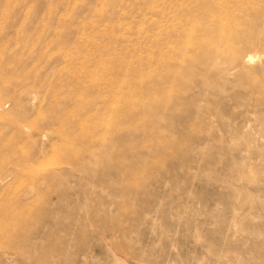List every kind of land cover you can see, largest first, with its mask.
<instances>
[{"label": "rangeland", "instance_id": "obj_1", "mask_svg": "<svg viewBox=\"0 0 264 264\" xmlns=\"http://www.w3.org/2000/svg\"><path fill=\"white\" fill-rule=\"evenodd\" d=\"M0 264H264V0H0Z\"/></svg>", "mask_w": 264, "mask_h": 264}, {"label": "bare ground", "instance_id": "obj_2", "mask_svg": "<svg viewBox=\"0 0 264 264\" xmlns=\"http://www.w3.org/2000/svg\"><path fill=\"white\" fill-rule=\"evenodd\" d=\"M251 45L252 46H254L255 47V43L253 42V43H251ZM258 49H259V46H258ZM217 50V49H216ZM219 50H220V47H219ZM215 53H219V52H215ZM220 53H221V51H220ZM222 54V53H221ZM220 56V55H219ZM253 56H251V55H249V56H247V57H243V60H241V62H242V64H244V65H247V64H249V63H251L252 61H253ZM239 61V60H238ZM237 61V62H238ZM214 62V61H213ZM237 65H239L238 63H237ZM227 69V68H226ZM241 69H242V67H241ZM223 73V72H222ZM225 73V72H224ZM233 73V72H232ZM231 73V74H232Z\"/></svg>", "mask_w": 264, "mask_h": 264}]
</instances>
